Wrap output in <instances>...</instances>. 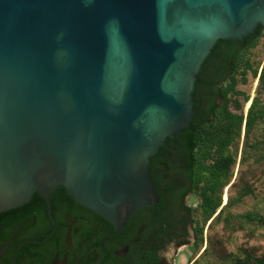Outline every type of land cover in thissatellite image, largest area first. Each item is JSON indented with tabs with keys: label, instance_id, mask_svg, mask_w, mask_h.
I'll return each instance as SVG.
<instances>
[{
	"label": "water",
	"instance_id": "1",
	"mask_svg": "<svg viewBox=\"0 0 264 264\" xmlns=\"http://www.w3.org/2000/svg\"><path fill=\"white\" fill-rule=\"evenodd\" d=\"M258 24L264 0H0V212L38 191L42 242L57 185L116 230L155 206L150 157L190 125L204 60Z\"/></svg>",
	"mask_w": 264,
	"mask_h": 264
},
{
	"label": "trees",
	"instance_id": "2",
	"mask_svg": "<svg viewBox=\"0 0 264 264\" xmlns=\"http://www.w3.org/2000/svg\"><path fill=\"white\" fill-rule=\"evenodd\" d=\"M209 67L213 78L207 90H214L219 102L209 94L200 106L197 79L190 125L166 137L154 155L174 149L188 178L185 194L197 198L187 207L195 232L188 264H264V26L239 40H217L198 77ZM250 80L257 82L252 98L240 88ZM153 182L163 200L162 188ZM56 188L50 193L55 217L59 198L74 199L64 186ZM52 228L46 201L36 191L29 202L0 212V247L10 246V262L19 243L25 240L20 249L33 245L27 240L42 239Z\"/></svg>",
	"mask_w": 264,
	"mask_h": 264
},
{
	"label": "flooded vegetation",
	"instance_id": "3",
	"mask_svg": "<svg viewBox=\"0 0 264 264\" xmlns=\"http://www.w3.org/2000/svg\"><path fill=\"white\" fill-rule=\"evenodd\" d=\"M212 78L210 67L198 77L196 97L201 107L209 94L219 102L214 90H207ZM150 162V176L164 193V199L155 206L139 209L116 230L90 208L63 196L54 216V236L22 249L24 242L19 243L10 262V246H1L0 264H15L17 256L16 264H174L178 250L195 241L194 223L187 209L191 193L185 194L188 178L174 149L152 155ZM57 186L51 192L57 191Z\"/></svg>",
	"mask_w": 264,
	"mask_h": 264
},
{
	"label": "rangeland",
	"instance_id": "4",
	"mask_svg": "<svg viewBox=\"0 0 264 264\" xmlns=\"http://www.w3.org/2000/svg\"><path fill=\"white\" fill-rule=\"evenodd\" d=\"M256 84H257L256 80H250V82L247 83L246 85H240V88L246 91L252 98L255 95ZM248 103L249 102L245 103L244 111H246ZM196 202H197V198L193 195H190V197L187 200V204L195 205ZM191 248L192 246H184L180 250H178L176 257H174V260H173L174 264H188L190 256H191V251H192Z\"/></svg>",
	"mask_w": 264,
	"mask_h": 264
}]
</instances>
